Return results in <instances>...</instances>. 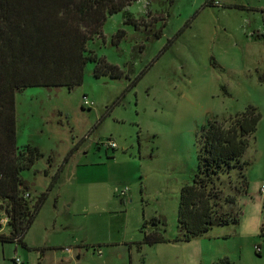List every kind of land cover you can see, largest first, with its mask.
<instances>
[{
	"label": "rangeland",
	"instance_id": "obj_1",
	"mask_svg": "<svg viewBox=\"0 0 264 264\" xmlns=\"http://www.w3.org/2000/svg\"><path fill=\"white\" fill-rule=\"evenodd\" d=\"M206 2L137 0L125 10L134 22L109 17L88 48L122 79L96 78L89 63L73 90L17 94V144L43 154L22 177L34 198L49 197L29 249L0 243V264H264V0ZM119 30L126 37L114 45ZM250 105L262 119L243 158L250 186L232 208L239 223L175 242L181 190L198 166L195 133ZM155 231L170 241L145 244Z\"/></svg>",
	"mask_w": 264,
	"mask_h": 264
},
{
	"label": "trees",
	"instance_id": "obj_2",
	"mask_svg": "<svg viewBox=\"0 0 264 264\" xmlns=\"http://www.w3.org/2000/svg\"><path fill=\"white\" fill-rule=\"evenodd\" d=\"M135 1L0 0V210L7 217V229L0 226V243L29 249L25 236L49 197L42 193L34 198L22 177L43 154L37 147L17 144V94L39 87L73 90L83 85L89 63L95 64L96 78H124V71L88 45L103 36L109 17L124 12L126 22H134L125 10ZM215 1L207 0L205 6H219ZM125 37L119 30L113 44ZM261 119L258 108L250 105L228 118L207 120L195 133L198 166L192 182L181 190L175 242H191L215 227L239 223L232 208L249 190L250 163L243 158ZM260 236L264 239V224ZM169 241L160 231L144 236L149 246ZM213 264L234 263L224 257Z\"/></svg>",
	"mask_w": 264,
	"mask_h": 264
},
{
	"label": "built area",
	"instance_id": "obj_3",
	"mask_svg": "<svg viewBox=\"0 0 264 264\" xmlns=\"http://www.w3.org/2000/svg\"><path fill=\"white\" fill-rule=\"evenodd\" d=\"M214 3H215L216 5H221L220 2H219V0H216ZM84 105H85V106H92L93 103H91V102H89V101L86 100L85 103H84ZM111 146H112V147H116V145H115L114 143H111ZM261 194L264 195V185L261 187ZM15 263H16V264H22V263H21V260H20L19 258L15 259Z\"/></svg>",
	"mask_w": 264,
	"mask_h": 264
}]
</instances>
